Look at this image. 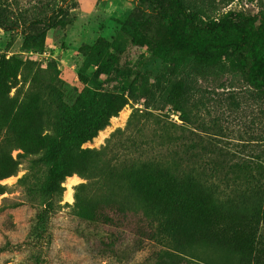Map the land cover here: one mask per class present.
I'll return each mask as SVG.
<instances>
[{"label": "rangeland", "instance_id": "374dc122", "mask_svg": "<svg viewBox=\"0 0 264 264\" xmlns=\"http://www.w3.org/2000/svg\"><path fill=\"white\" fill-rule=\"evenodd\" d=\"M38 1L0 0V10L13 20L22 21L32 16ZM201 1L210 13L215 10L225 13L232 3L229 9L247 15L264 9V0ZM55 2L63 7L60 19L64 25L45 29L35 45L24 44L20 30L0 28V62H4L0 77V177L4 178L0 185L8 189L0 195V246L12 248L0 252V264H164L169 259L161 252L167 248L162 240L138 247L134 244L146 224L141 212H129L126 220L108 212L112 219L109 224L86 222L84 214L76 211L75 196L78 186L88 180L78 174L65 179L64 192L49 219L36 220L34 201L28 196L27 187L33 174L39 171L32 168L31 160L45 152L56 134L48 120L52 113L42 89L53 83L62 92V103L72 105L83 88L77 77L84 60L79 47L87 44L107 51L113 41L121 39L127 43L120 26L139 5V0ZM121 58L122 63L128 62L134 71L145 76L149 84L170 72L158 54L145 50L127 47ZM86 74L90 77L92 69ZM103 79L101 76L99 81ZM188 83L192 89L188 110L163 106L164 92L151 106L144 99L130 100L91 141L81 144L79 149L75 143L70 144L63 154V163L75 170L102 164L115 170L116 181L122 179L135 196L142 198L143 183L150 181L149 175L156 166L144 163L151 161V151L159 154L155 162L167 165L165 162L173 160L170 151H185L193 144L194 151L202 155L197 161H204L201 166L205 170L222 171L232 168L229 163H236L240 157L246 159L264 151V104L251 99L239 79L215 69L203 76L193 73ZM130 117L132 125L127 128ZM107 144L109 149L104 151L111 153L101 159L95 152L102 151ZM218 150L223 151V156L216 159L218 165L205 160L209 151ZM23 176L26 181L21 184L18 180ZM82 196L88 199L89 189ZM193 201L199 203L195 207L204 223L200 231L193 230L187 235L186 242L203 241L205 249L200 252L204 259L191 256L174 264H211L209 259L214 258L220 261V250L214 246L223 248L222 243L230 247L229 243L240 242L244 248L248 247L244 239L255 232L253 221H243L240 228H233L237 223H231L207 200L197 196ZM98 207L100 210L106 206ZM98 224L100 228L96 227ZM39 235L43 237L37 240L39 244H25L28 238Z\"/></svg>", "mask_w": 264, "mask_h": 264}, {"label": "trees", "instance_id": "16d2710c", "mask_svg": "<svg viewBox=\"0 0 264 264\" xmlns=\"http://www.w3.org/2000/svg\"><path fill=\"white\" fill-rule=\"evenodd\" d=\"M33 10L32 16L22 21L13 20L0 10V28L20 30L24 44L35 45L45 29L64 25L60 19L63 7L55 0H39ZM120 32L128 41H113L111 50L102 51L87 44L79 47L84 60L77 77L83 88L72 105L62 103V92L53 83L42 89L52 113L48 120L56 134L45 152L31 160L32 168L39 171L37 175L33 174L27 187V194L34 201L36 220L49 219L60 202L65 179L78 174L88 180L87 184L78 186L75 196L76 211L84 214L86 222L109 224L112 219L108 212L125 220L129 212H141L146 224L139 230L134 244L138 247L162 240L167 248L161 252L169 259L164 264H174L191 256L204 259L200 252L205 249L203 241L186 242L187 235L193 230L200 231L204 223L195 207L199 203L193 201L201 196L231 223L236 222L233 228H240L239 223L243 221H253L256 227L255 232L244 239L248 247L244 248L240 242L229 243L230 247L228 243H222L223 248L214 246L220 250V261L214 258L209 262L264 264V151L246 159L238 158L236 163H229L232 168L226 171L205 170L201 166L204 161H197L202 155L194 151L193 144L185 151H170L173 160L165 162L167 165L155 162L159 154L151 151V161L144 163L156 166L149 175L150 181L143 183L145 193L142 198L135 196L122 179L116 181L115 170L113 172L102 164L76 167L75 170L63 163V154L70 144L75 143L79 149L81 144L91 141L130 100L144 99L151 106L164 92L163 106L188 110V95L192 91L188 81L193 73L203 76L206 71L222 69L223 74L241 81L251 99L264 104V9L260 8L255 15L232 10L219 14L216 10L208 12L201 0H139L137 8L121 23ZM127 47L158 54L170 72L149 84L128 62L122 63L121 57ZM3 67L2 61L0 77ZM89 69H92L90 77L86 74ZM190 69L194 71L189 72ZM179 75L181 77L176 79ZM101 76L104 77L102 82L99 81ZM131 125L130 117L126 127ZM106 149L109 144L95 154L106 159L111 153L104 151ZM219 156H223V151H209L205 160L218 165L216 159ZM25 181L26 176L18 180L21 184ZM87 189L88 199L82 196ZM7 190L0 185V195ZM100 205L106 207L99 210ZM192 220H196V225ZM100 224L96 227L100 228ZM40 236L28 238L25 244H39L37 240L43 239ZM84 237L91 240L89 236ZM7 250L12 248L0 246V252Z\"/></svg>", "mask_w": 264, "mask_h": 264}, {"label": "built area", "instance_id": "2783aa9c", "mask_svg": "<svg viewBox=\"0 0 264 264\" xmlns=\"http://www.w3.org/2000/svg\"><path fill=\"white\" fill-rule=\"evenodd\" d=\"M235 1H238V0H235ZM232 4H233V3H232ZM232 4H231V5H232ZM231 5H229V6L227 7V10H228V11L231 10V9H229V8L231 7Z\"/></svg>", "mask_w": 264, "mask_h": 264}]
</instances>
